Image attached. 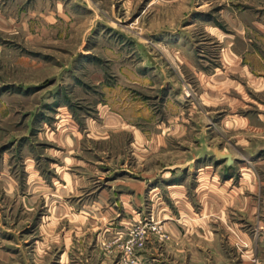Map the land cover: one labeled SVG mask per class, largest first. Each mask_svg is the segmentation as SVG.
<instances>
[{
  "label": "rangeland",
  "instance_id": "obj_1",
  "mask_svg": "<svg viewBox=\"0 0 264 264\" xmlns=\"http://www.w3.org/2000/svg\"><path fill=\"white\" fill-rule=\"evenodd\" d=\"M0 264H264V0H0Z\"/></svg>",
  "mask_w": 264,
  "mask_h": 264
}]
</instances>
